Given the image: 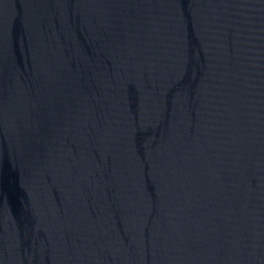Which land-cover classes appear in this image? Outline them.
Returning <instances> with one entry per match:
<instances>
[{"label": "water", "instance_id": "95a60500", "mask_svg": "<svg viewBox=\"0 0 264 264\" xmlns=\"http://www.w3.org/2000/svg\"><path fill=\"white\" fill-rule=\"evenodd\" d=\"M0 264H264V0H0Z\"/></svg>", "mask_w": 264, "mask_h": 264}]
</instances>
